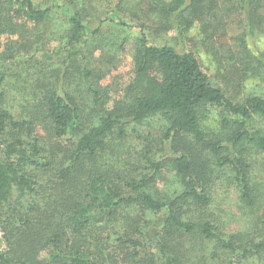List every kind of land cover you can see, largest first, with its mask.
<instances>
[{
	"label": "trees",
	"instance_id": "16d2710c",
	"mask_svg": "<svg viewBox=\"0 0 264 264\" xmlns=\"http://www.w3.org/2000/svg\"><path fill=\"white\" fill-rule=\"evenodd\" d=\"M124 5L119 0L113 12H125ZM136 5L146 11L133 13L143 20L133 76L109 106L92 82L94 72L77 64L89 33L97 36L106 20L89 30L88 0H0V264H242L264 258V221L252 236L226 234L208 213L223 177L245 206L258 204L263 187L253 181L252 153H264V130L256 126L264 123V96L231 98L194 52L156 44L149 35L178 31L183 37L199 29L214 51L228 20L248 14L251 26L237 39L238 54L225 49L239 77L217 76L237 87L258 74L264 78V54L249 46L264 0ZM64 7L73 11L64 43L47 52L30 30L48 25ZM5 34L19 39L4 46ZM12 81L23 90L19 112L16 99L9 100ZM81 98L92 101L90 109ZM214 109L220 130L209 133L205 122ZM156 116L165 123L161 137L137 135L133 143L130 127ZM164 170L178 187L171 194L157 188Z\"/></svg>",
	"mask_w": 264,
	"mask_h": 264
},
{
	"label": "rangeland",
	"instance_id": "374dc122",
	"mask_svg": "<svg viewBox=\"0 0 264 264\" xmlns=\"http://www.w3.org/2000/svg\"><path fill=\"white\" fill-rule=\"evenodd\" d=\"M88 1L90 2L91 14L87 19L85 18L86 21L84 23L88 26L89 30L96 29L103 20H106L103 22L102 30L97 36L92 37L91 33H89L86 49H83L84 51L78 59L77 64L78 66L86 65L88 69L94 72L92 82L96 88H99L102 93L106 94V97H109V106H112L114 100L119 97V89L125 87L133 76V57L137 38L141 32L137 25L139 21H143L142 19L136 18L133 13L137 11L139 15H142L146 9L141 5L135 6L137 0H125L126 5L124 7L127 8L125 12H113L119 0ZM35 2L36 4L42 5L44 2H49V0H35ZM72 12L70 8L64 7L55 13L53 20L48 25L31 28L30 32L33 35V39H41L45 44L44 46L47 52L56 49L64 43L63 38L66 36L65 33L69 27L67 20L72 15ZM248 19V14H246L234 15L232 19L228 20L227 29L223 32L225 35L222 38H217L214 51L206 46L208 44L204 42L202 34L199 33V29L193 30L190 34L183 37L178 31L163 33L159 36H155L153 33L149 35L150 39L156 44L167 43L175 46L179 52H194L200 59L206 73L214 81L221 83L220 85H223L222 87H225L224 89L227 95L242 102L253 94L264 96L263 76L261 77L258 74L254 79L241 81L240 84H237V87L224 85V82L217 80V76L219 74H226L230 80L237 81L240 70L236 72L235 70H231V60H229L228 53L225 49L229 47L233 53L238 54L239 51H237L236 47L237 39L242 35L248 25L251 26ZM257 19V25H255L256 22L254 24L256 26L255 35L250 36L249 46L257 53L258 57H261V54L258 52L264 54V8L260 10ZM120 22H124L125 24L121 25ZM18 39V34L14 36L5 34L2 37V43L4 46H7L10 41L13 44ZM17 49L19 47H16ZM220 59L221 65L218 62ZM61 62L56 66L59 67ZM69 65L72 67V63ZM241 67H243L242 64L239 66V69ZM13 83L14 81L8 83L7 91L9 92V100L16 99L14 105L18 110L17 112H19L21 110L18 101L20 98L19 92H23V90L17 91L16 88H13ZM18 88L20 89L21 87ZM79 100L88 109L91 108L92 101L90 99L81 98ZM219 112L217 109L211 111L208 121L205 122L207 132L214 133L220 130L218 123ZM256 126L264 130L263 122L258 121ZM164 127L165 123L163 119L160 116H156L136 128L130 127V139L131 141H135L133 143L138 142L137 135H141L143 138L145 136L149 137V141L158 139L161 137ZM252 159L254 162L252 170L253 181L263 187L260 189L258 204L255 205L256 209L254 213L252 210L255 207L245 206L240 201L239 191L229 181L224 179V177L217 181L211 193L212 204L208 208V213L215 215V218L219 220V224L223 227V231L226 234L241 233L247 235L250 233V236H252L251 232L255 230L257 225L264 221V153L258 154V152L254 151L252 153ZM254 160H257V163ZM157 188L164 194H171L177 190L178 187L168 170H164L162 175L159 176ZM151 219L154 221L153 217ZM156 219H160L161 221L164 219V214H159ZM208 256L210 257V254ZM242 264H264V258L252 257L250 261H247V263L243 262Z\"/></svg>",
	"mask_w": 264,
	"mask_h": 264
}]
</instances>
